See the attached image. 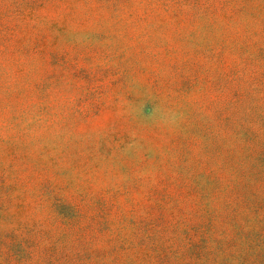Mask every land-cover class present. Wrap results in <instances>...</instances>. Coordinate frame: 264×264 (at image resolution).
<instances>
[{
    "label": "rangeland",
    "instance_id": "rangeland-1",
    "mask_svg": "<svg viewBox=\"0 0 264 264\" xmlns=\"http://www.w3.org/2000/svg\"><path fill=\"white\" fill-rule=\"evenodd\" d=\"M0 264H264V0H0Z\"/></svg>",
    "mask_w": 264,
    "mask_h": 264
}]
</instances>
